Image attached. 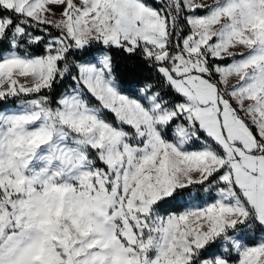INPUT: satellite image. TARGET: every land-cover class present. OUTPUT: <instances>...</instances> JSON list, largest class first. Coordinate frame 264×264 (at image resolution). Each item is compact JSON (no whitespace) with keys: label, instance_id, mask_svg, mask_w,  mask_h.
I'll use <instances>...</instances> for the list:
<instances>
[{"label":"snow or ice","instance_id":"1","mask_svg":"<svg viewBox=\"0 0 264 264\" xmlns=\"http://www.w3.org/2000/svg\"><path fill=\"white\" fill-rule=\"evenodd\" d=\"M0 264H264V0H0Z\"/></svg>","mask_w":264,"mask_h":264}]
</instances>
